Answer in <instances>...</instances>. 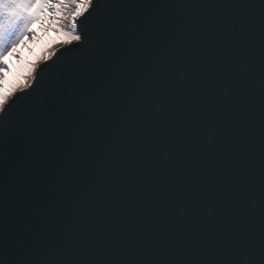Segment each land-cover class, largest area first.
I'll return each instance as SVG.
<instances>
[{"label": "snow or ice", "instance_id": "1", "mask_svg": "<svg viewBox=\"0 0 264 264\" xmlns=\"http://www.w3.org/2000/svg\"><path fill=\"white\" fill-rule=\"evenodd\" d=\"M53 177L0 264H264V0H0V190Z\"/></svg>", "mask_w": 264, "mask_h": 264}, {"label": "water", "instance_id": "2", "mask_svg": "<svg viewBox=\"0 0 264 264\" xmlns=\"http://www.w3.org/2000/svg\"><path fill=\"white\" fill-rule=\"evenodd\" d=\"M61 213L54 177L32 190H0V233L7 240L11 230L22 248L38 249L52 239Z\"/></svg>", "mask_w": 264, "mask_h": 264}, {"label": "rangeland", "instance_id": "3", "mask_svg": "<svg viewBox=\"0 0 264 264\" xmlns=\"http://www.w3.org/2000/svg\"><path fill=\"white\" fill-rule=\"evenodd\" d=\"M34 30L37 31V35L39 37H42V39L39 40L34 45L35 54L39 55L42 48L48 46L49 44L52 43V41L56 40V35H55V33H49L48 36H44L43 32L40 31V26L39 25L34 26ZM24 55H27V52H25ZM15 63H16L15 61H12V65L11 66L14 67Z\"/></svg>", "mask_w": 264, "mask_h": 264}]
</instances>
